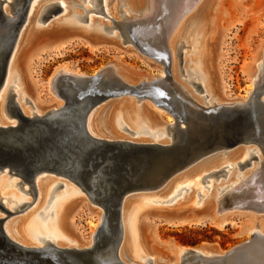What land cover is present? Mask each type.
I'll return each instance as SVG.
<instances>
[{"label":"bare ground","instance_id":"6f19581e","mask_svg":"<svg viewBox=\"0 0 264 264\" xmlns=\"http://www.w3.org/2000/svg\"><path fill=\"white\" fill-rule=\"evenodd\" d=\"M42 2L45 0L32 2L27 19L18 30L14 40L8 27L0 19V75L2 66L8 57L6 77L0 89V128H4L0 129V173L6 175L10 172L13 178L17 177L20 181L12 182V184L18 186L19 182H22L23 186L21 187L24 192L31 196V176L27 167H33L36 174L34 185L37 192L36 200L33 203L29 199H22L13 207H9L0 198V202L4 204V207L0 206V212L6 215L0 219L5 220L4 230L12 241L24 248L38 250L45 254L32 255L31 259L24 260L22 264H167L151 255L144 245L141 234L142 221L137 220L139 216L137 213L144 208L134 205L132 203L134 201L128 199L129 196L138 192H160V196L156 197H160L162 200L149 197L146 202L172 203L176 202L180 196H184L182 192H185L184 188L187 187V183L201 179L208 181L209 178L217 180L219 185L215 188L214 182H209L211 183L209 192L212 194V198L208 201H199L200 207L198 208L211 205L216 216L220 217L224 216V211L230 210V208L232 210L245 209L259 213L264 212V140L257 137V133L264 128V111L260 110L255 116L253 127L250 129L252 133L248 135L234 139L235 141L232 142H228L227 137H232L233 133L215 135L217 133V115L223 108L229 105H241L248 109L257 108L259 102H264V45L259 57L254 60L250 78L251 96L246 99L230 100L216 92L208 72V68L210 69L208 39L211 19L207 0H127L126 8L130 13L126 12L127 10L125 12L120 10L121 17L118 10L122 8L123 0H84L83 5H80L78 0H71V2L70 0H53L40 5ZM25 3L26 0H5L3 2L0 0V13L7 18H15L23 11ZM53 3L64 7L61 12L64 14L68 13L69 6L73 5L71 7L83 8L90 15L102 16L105 20L111 21L112 27L107 25L99 28L96 27L98 23H93L92 17H90L88 29L91 30V33L85 34V36L96 42H115L120 45L118 41L102 37L105 30L112 31V33L110 32L111 36L120 38L125 46L133 47L137 51L142 47L145 48L149 58L161 66L159 68L160 78L155 79L148 76L126 75L116 63L108 64L100 72H103L111 82L121 84L125 89L120 94H112L96 103L86 118L87 131L95 140L122 143L125 147L132 144V146H152L158 149L157 154H152L148 169L143 171L137 179V184L155 187L126 192L119 206L121 242L117 250H115L114 241L111 239L113 227L110 226V223L115 224L111 206L113 202L110 200L111 195L114 194L113 182L104 180L105 162L101 164L99 170L96 169V165L91 163V156L103 147L86 141L78 131L77 117H79V110L84 101L65 107V99L58 92V81L62 75L74 78H94L95 76L80 74L70 67L56 69L48 81V89L56 98V103L44 107L27 94L25 76L22 75L23 69L19 62L21 53L38 35L51 30V27H48L41 31L40 27L34 28L31 24L34 20L38 24L39 21H43L42 17L47 13V7ZM82 17L75 13L72 18L64 19V23H61L62 27L58 28L76 32L75 28H79V19L81 20ZM190 25L191 28L188 30L190 41L200 46V58L198 61L193 60L192 62L196 64V67L188 71L193 77L188 76L191 79L187 81L188 86L192 85L194 90L186 85V80L183 82L182 78H179L181 73L178 75V56L176 58L177 51L184 43L182 39L184 32ZM8 33L10 40L6 41L4 38ZM10 48L12 51L8 54ZM185 63L187 61H184V65ZM13 73H16L15 86L10 85ZM191 74L188 75L191 76ZM184 75L187 77L185 71ZM157 81L162 82L165 89L174 91L176 102L185 111L184 116L176 117L165 107L157 104L153 97L139 94V90L152 87ZM98 83L102 92L106 91L102 88L110 87L109 84H101L100 81ZM22 85L26 86L23 96L24 99H28L27 104L32 106L30 109H26L21 102L19 90ZM75 90L73 87L72 91H68L67 95L63 92V95L73 99ZM195 92H198L201 97H197ZM124 95L129 98L122 99L114 106L109 105L106 109V131L102 127L99 129L96 119L92 118L95 112L110 99L121 98ZM87 96L89 95L87 94ZM87 96H82L80 99L83 100ZM132 99L137 100V103H134ZM58 100H63L64 103ZM2 101L4 104H1ZM146 101L152 104H148ZM14 103L18 104L23 117L33 120L30 125L23 123L13 107ZM62 108L64 109L58 113L54 112ZM119 111H121V115H118L119 121L117 122L121 129L128 130L125 126L126 122L137 127L138 130L134 131L133 135V137L136 136L134 140L125 139L117 133L114 116ZM166 111L170 113V116L166 122H161L160 115ZM70 141H72V145L69 144ZM59 146L65 149L62 151L58 149ZM48 176L68 180L67 182L76 186V190L74 189L71 195L64 192L59 199H50L46 205V211L42 199L46 198L51 184H55L51 189L53 192L58 185H61V188L65 190L68 188L64 182H56L52 179L43 181L44 178H49ZM222 176L225 178V183L221 181L224 179ZM186 180H188L187 183L183 184ZM59 188L58 186L57 191ZM200 192L202 191L200 190ZM81 195H84L85 198ZM164 198L167 199L164 200ZM85 200L101 211L97 212L99 224L96 226V230L85 242L79 244L72 239L70 231L72 214L70 211L76 203ZM40 201L42 202L40 209L30 218L37 220L42 225V230L51 236H45L42 231H39L34 236L38 244L24 243V240H28V231L31 228L26 229L28 218L19 221V223L12 221L17 237L13 235V231L6 224L7 220L37 206L34 204L37 202L39 204ZM60 201L62 203L57 205ZM256 202L261 204L253 206L252 203ZM227 203L230 205L227 206ZM43 208L46 213L40 214V210ZM5 211L10 213L9 218ZM40 215L43 217L40 218ZM33 230L32 227L31 231ZM249 234L255 237L259 232L250 229ZM1 242L0 260L7 264L6 257L1 251L4 250ZM49 244L55 245L60 250L58 255H52L53 253L46 247ZM126 246L128 251L125 249ZM235 249L223 253L211 252L202 246L181 247L169 262H171L170 264H210L226 260L229 263L233 262L232 259L236 255H239V258H244L242 255H245V258L251 261L252 257H248L250 254L246 252V249L234 251ZM124 250H126L125 258L123 257ZM187 251H191V253L185 254ZM23 254L26 255L23 257H29L27 253ZM132 257L140 259L141 263L133 260ZM10 261L17 264L14 259ZM164 262L168 261L164 260Z\"/></svg>","mask_w":264,"mask_h":264},{"label":"rangeland","instance_id":"374dc122","mask_svg":"<svg viewBox=\"0 0 264 264\" xmlns=\"http://www.w3.org/2000/svg\"><path fill=\"white\" fill-rule=\"evenodd\" d=\"M50 1L53 0H45V2H42L40 5L50 3ZM78 1L80 5L84 4V0H82V2H80L81 0ZM207 3L211 19V29L208 39V61L210 66L208 72L215 86V90L217 93L224 97H228L230 100L246 99L251 96L250 78L254 60L259 57L262 46L264 45V0H207ZM122 4V8L118 10L120 17L122 16L120 10L123 12L126 10V12L129 11V9L126 8L127 0H123ZM71 6L73 5L69 6L68 13H59L53 18L46 20L47 22L39 21V24L35 23V20L32 22L31 25H33L34 28L40 27L41 31L48 27H51V30H47V32L38 35L31 44L25 47L20 55L19 62L23 69L22 75L25 76V84H27L28 90L27 94L41 103L44 107L55 104L56 98L48 89V81L55 70L60 67H70L80 74L93 77L100 74V71L108 64L114 62L126 75L148 76L155 79L160 78L161 71L159 68H161V66L149 58V54L145 48L142 47L141 50L137 51L133 47L128 45L125 46L120 38L112 37V31L109 30H105L102 37L108 40L112 39L113 41H118L120 45H117L115 42L100 43L86 37L85 34L89 35V33H91V30L88 29V25L90 24L88 19L90 17H92L93 23H98V25L95 26L99 28L101 26L106 27L107 25L108 27H112V22L105 20L102 16L90 15L83 8ZM75 13L79 14V16H83L81 20L79 19V28H75L76 32H69L58 28H61V23L72 18ZM128 13H130V11ZM190 28L191 25L186 28L182 38L184 43L176 53V58L178 56V75L181 73L179 78H182L181 80L183 82L186 80L187 86L189 85L187 81L192 77L191 72L188 71L196 67V64L192 62L193 60L198 61L200 58V46L195 45L194 42L192 43L188 36V30ZM184 61H187L185 65ZM184 71L187 77H185ZM188 74H191V76ZM15 78L16 73H13L10 78L11 86H15ZM62 83L60 82L59 86H62ZM191 86L192 85L188 87L194 90L193 86L192 88ZM20 87H22L19 90V95L22 98L21 102L26 109H30L32 106L27 104L28 99H24L23 96L24 88V92H26V86L24 87V85H22ZM195 95L201 97L198 92H195ZM127 97L129 98L127 95L121 98H112L98 108V112L96 111L92 118L96 119L99 129L104 128L106 131V109H108V106H114L120 103L122 99H127ZM58 101L64 103L62 102L63 100ZM132 101L137 103L135 99H132ZM146 103L152 104L148 101H146ZM1 104H4V101H2ZM136 108H138L137 105ZM166 112L161 113V122H166L168 120L170 113ZM119 114L121 115V111L114 116V122L117 124V126L114 124L117 133L120 134L121 137H125V139L134 140L136 136L133 137V135L134 131L136 132V130H138L137 127L130 124V122H126L125 126L129 131L121 129V126H118L117 122L119 121ZM249 114L248 111L240 108V105L226 106L224 111L217 115V133L215 135H219L220 133L226 135L229 132L232 134L231 129H227L225 126V124L228 123L250 127L251 122ZM7 122L9 121L7 120ZM250 133L252 132L248 130L237 136H233L232 134V137H227V141L232 142L234 139L236 140ZM257 137L264 140V128L257 133ZM222 163L224 164V162ZM48 177L49 178H44L43 181L46 182L52 179L56 182H64L67 184L68 188L66 190L59 188L57 191L58 185L53 192L51 189H53L52 187L53 185L55 186V184H51L46 198L43 197L42 199L44 200L45 208L46 205H48L47 203L50 202V199H59L64 192H68L71 195L74 189L76 190V186L67 182L68 180H62L63 178H57L56 176ZM222 177L224 178V176ZM17 181H20L17 177L13 178L7 174L3 175L0 173V198L2 201L6 202L9 207H13L22 201V199H29L32 203L36 200V197L30 196V194L27 195L23 187L12 184V182ZM187 181L188 180L183 184L187 183ZM201 181L203 180H194L191 183L189 182L190 184L187 183L188 185H186V188L191 190L188 191L184 188L185 192H182L184 196H180L176 202L172 203L146 202V199L149 197L162 200L160 197H156L160 196V192L158 193L156 191L138 192L128 197V199L134 201L132 202L134 205L144 208L137 213V215H139L137 220L142 221L141 234L147 251L160 262L170 264L171 262L169 261L175 257L181 247L191 248L202 246L211 250V252L218 251L224 253L247 243L246 252L250 254L248 257H252L251 261L247 260L245 255H242L244 258H239V255H236V257L232 259L233 262L228 263L226 260H222L210 264H264V212L259 213L245 209L232 210L230 208V210L224 211V216L220 217L216 216L211 205L198 208L200 207L199 201H208V199L211 200L212 198V194L209 192L211 186L209 182H214L215 188L219 185V182L215 179L211 180L208 178V181ZM221 181L225 183V178ZM200 190L202 192H200ZM213 191L215 192L216 190ZM53 196L55 197L53 198ZM81 197L85 198L84 195H81ZM166 199L167 198H164V200ZM37 203L34 204L37 206L26 210V212L20 215L13 216V218L7 220L8 222L6 223L10 230L13 231V235L17 237L12 226V221H17L16 223H19V221L21 222L28 218L26 220V229L31 228L28 231V240H24V243L29 242L30 244H38L34 236L39 231H42V234L45 236H51L42 230L43 227L37 220L35 221L34 218H30L32 214H36V211L40 209L42 202L40 201L39 204ZM61 203L62 201L58 202L57 205ZM258 204L260 205L261 203H252L253 206H259ZM229 205L230 204L227 203V206ZM45 208L40 210V214L46 213L44 211ZM99 211H101V209L92 206L86 200L83 202L80 201L72 207L70 211L72 214L70 231L74 241L82 244L90 237V234L96 230V226L99 224L97 213ZM0 217H6V215L0 212ZM39 217L41 218L43 215ZM32 227L34 229L33 231H31ZM250 229L258 231L259 234L255 237L250 236ZM128 247L126 246L125 248L127 251ZM126 250H124L123 253L124 258L126 257ZM132 259L141 263V260L136 257H132ZM164 260L168 262H164Z\"/></svg>","mask_w":264,"mask_h":264},{"label":"water","instance_id":"95a60500","mask_svg":"<svg viewBox=\"0 0 264 264\" xmlns=\"http://www.w3.org/2000/svg\"><path fill=\"white\" fill-rule=\"evenodd\" d=\"M5 0H2V2ZM34 0H26L25 7L21 13L15 17V18H7L6 16L2 15L0 13V19L2 20V23L8 27L11 35L14 38L17 36L18 30L21 28V26L24 24V22L27 19V14L30 5L32 4ZM47 13L43 15L42 20L46 21L50 18H53L54 16L58 15L64 10V7L60 6L58 3L50 4V6L47 7ZM1 12V9H0ZM6 41H9V33L4 38ZM13 44V41L11 42ZM12 49L10 48L8 51V54ZM9 56V55H7ZM7 63H8V57L6 58V61L4 65L2 66V73L0 75V89L3 86L5 77H6V71H7ZM84 80V81H83ZM101 82V84H105L110 86L109 88H102L106 91H100V86L98 82ZM59 84L60 82L65 86H59L58 92L59 95L63 96L66 102L65 107H68V105H72L73 103L76 104L80 101H84L82 108L79 110V117L78 123H79V132L82 137L88 142L94 143L96 145L101 146L102 149L98 150L97 152H94V154L91 156V163L92 165H96V169L99 170V167L101 164H105V175L104 180L107 182H113L112 188L114 190V194L111 195L110 200L113 202L111 206L113 207L112 213H113V220L115 222L114 225L110 223V226L113 227V236L112 240L114 241V247L115 250L118 249L121 242V222H120V204L125 197V193L131 190L136 189H143V188H153L155 186H144L137 184V179L139 175L148 169L149 165L151 164L150 159H152V154H157L158 149L153 148L152 146H132V144L127 145V147L124 146L122 143H110V142H102L99 140H95L92 138L86 128V118L90 112V110L95 106L96 103L99 101H102L103 99L107 98L108 96H111L112 94H120L124 91L125 87H123L121 84L119 85L116 82H111L110 79H107L104 76L103 72H100L97 76L94 78H86V77H80V78H74L73 76L68 75H62L59 78ZM58 84V85H59ZM72 85V86H71ZM76 87H75V86ZM73 87L76 89L74 91L75 98L70 99L68 96H64L63 92L67 95L68 91H72ZM78 88H80L78 90ZM146 93H144V92ZM140 95H149L154 98L157 104L165 107L167 110L172 112V114L176 117H182L185 114V111L178 105L176 102V99L174 97V91L165 89L162 85V82L157 81L153 84L152 87H148L147 89L143 88V90H139ZM143 92V93H142ZM87 94L89 96H87ZM86 97L80 99L81 97ZM82 103V102H81ZM79 104V103H78ZM14 109L19 115V117L22 119L23 123L25 124H31L33 120H29L25 117H23L20 113L19 106L17 103H14ZM64 107V108H65ZM64 108L60 110L54 111L55 113H58L59 111L63 110ZM240 108L244 109L245 111H248L251 126L250 127H244L242 125H232V124H225L227 129H231L233 136H237L240 133H245L246 131L250 130L253 127V122L255 116L259 113V111H264V102H259L257 108H245L244 106L240 105ZM225 108L222 109L221 113L224 111ZM221 118V117H220ZM4 129V128H0ZM54 142V141H53ZM72 145V141L69 143ZM62 148V149H61ZM60 150H64V147L59 146ZM28 172L31 176V186L30 189L32 191V195L36 196V189L34 185V179H35V169L33 167H27ZM96 170V171H97ZM9 176H13L10 174V172L7 173ZM107 176V177H106ZM20 186H23L22 182H19ZM61 188L62 186L59 185ZM0 206L4 207V204L0 202ZM7 213V218L10 217V213L8 211H5ZM111 222V221H110ZM4 219H0V241L3 244L4 250L2 251V254L6 257L7 264H15V262H11L10 260L17 261V264L24 263V260L31 259L32 255H45L44 252H38V250H30L28 248H24L23 246L16 244L14 241H12L4 230ZM48 249L53 253L52 255H58L59 249L53 244H49ZM199 247V246H198ZM195 248V247H193ZM247 248V243H244L240 246H237V248L234 251H244ZM27 253L29 257H23L26 256L23 253ZM191 253V251H187V253ZM1 254V255H2ZM20 255V256H19ZM5 262H1L0 264H4ZM6 264V263H5Z\"/></svg>","mask_w":264,"mask_h":264}]
</instances>
